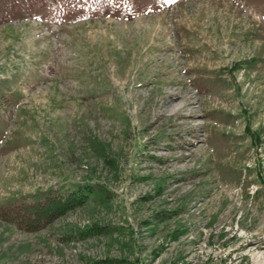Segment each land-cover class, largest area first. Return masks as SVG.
<instances>
[{
    "label": "rangeland",
    "instance_id": "374dc122",
    "mask_svg": "<svg viewBox=\"0 0 264 264\" xmlns=\"http://www.w3.org/2000/svg\"><path fill=\"white\" fill-rule=\"evenodd\" d=\"M66 11L0 26V264H264V0Z\"/></svg>",
    "mask_w": 264,
    "mask_h": 264
},
{
    "label": "trees",
    "instance_id": "16d2710c",
    "mask_svg": "<svg viewBox=\"0 0 264 264\" xmlns=\"http://www.w3.org/2000/svg\"><path fill=\"white\" fill-rule=\"evenodd\" d=\"M120 0H64L65 8L51 6L47 0H0V26L9 23L15 14H36L39 10L48 12L51 16H60L56 24L61 25V18L66 14V9H86L91 15H98ZM49 15V16H50ZM60 18V19H59ZM43 19H46L43 16ZM98 190V189H97ZM93 192V191H92ZM101 192H104L102 189ZM87 194L72 193L64 198H47L44 201L22 203L14 208L13 213L18 224L29 231H36L51 224L56 218L64 215L71 209L83 205L87 202ZM163 217L170 216L165 212ZM103 232L99 226H88L78 228L77 231L70 234V239L88 238Z\"/></svg>",
    "mask_w": 264,
    "mask_h": 264
}]
</instances>
